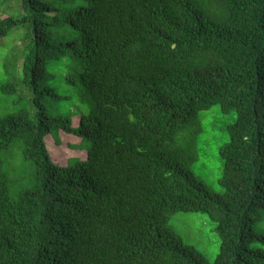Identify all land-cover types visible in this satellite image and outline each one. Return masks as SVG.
<instances>
[{"label":"trees","instance_id":"1","mask_svg":"<svg viewBox=\"0 0 264 264\" xmlns=\"http://www.w3.org/2000/svg\"><path fill=\"white\" fill-rule=\"evenodd\" d=\"M0 38L26 26L21 84L35 94L68 59L87 113L50 118L36 98L0 116V151L34 165L11 190L0 160V264H264V0H20ZM70 41L52 44L54 30ZM11 76L2 92L12 93ZM235 109L220 148L225 194L191 170L199 112ZM78 122L77 127L74 126ZM91 141L73 166L49 136ZM177 212L217 222L213 263L167 228Z\"/></svg>","mask_w":264,"mask_h":264},{"label":"rangeland","instance_id":"2","mask_svg":"<svg viewBox=\"0 0 264 264\" xmlns=\"http://www.w3.org/2000/svg\"><path fill=\"white\" fill-rule=\"evenodd\" d=\"M21 13L20 0H0V19L9 15L18 16ZM53 33L52 44L70 41L71 36L68 32H65L67 38L63 39L62 29L54 30ZM27 34L28 28L21 26L0 38V116L25 108L33 114L39 109L35 104L37 98L45 108L43 112L46 116L71 118L75 121L81 112L87 113V105L84 103L86 101H83L87 97L80 94L77 84L70 82L71 68L68 59L50 63L48 77L41 84L42 88H51L59 96L58 99L47 92L35 94L21 84V66L29 43L24 41ZM11 76L18 82V87L15 92L4 93L2 85L8 82ZM199 118L202 131L197 138V160L190 168L212 193L224 195L225 188L220 183L224 171L220 148L230 140L229 127L236 123L238 113L235 109L224 112L221 106L216 104L200 111ZM77 125L78 122H75L74 126ZM49 136L66 151V164L69 166L83 161L91 146V141L86 137H78L58 128H53ZM0 160L13 179L12 191L31 183L35 168L32 162L24 158L20 141L16 140L9 149L0 151ZM217 225V222L204 212H177L169 219L167 228L181 237L184 244L195 248L207 261L213 263L221 245Z\"/></svg>","mask_w":264,"mask_h":264},{"label":"bare ground","instance_id":"3","mask_svg":"<svg viewBox=\"0 0 264 264\" xmlns=\"http://www.w3.org/2000/svg\"><path fill=\"white\" fill-rule=\"evenodd\" d=\"M177 216H178V215H177ZM209 221H210V220H209ZM199 228H200V227H199ZM214 244L217 245V244H219V243H214ZM210 245L212 246V244H210ZM216 245H215V247H216ZM208 246H209V244H208ZM209 248H210V247H209ZM217 252H218V250H217Z\"/></svg>","mask_w":264,"mask_h":264}]
</instances>
